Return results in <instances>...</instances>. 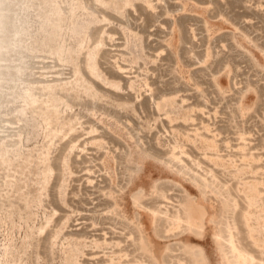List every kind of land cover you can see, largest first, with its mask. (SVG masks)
Here are the masks:
<instances>
[{
	"label": "rangeland",
	"instance_id": "rangeland-1",
	"mask_svg": "<svg viewBox=\"0 0 264 264\" xmlns=\"http://www.w3.org/2000/svg\"><path fill=\"white\" fill-rule=\"evenodd\" d=\"M0 264H264V0H0Z\"/></svg>",
	"mask_w": 264,
	"mask_h": 264
},
{
	"label": "bare ground",
	"instance_id": "bare-ground-1",
	"mask_svg": "<svg viewBox=\"0 0 264 264\" xmlns=\"http://www.w3.org/2000/svg\"><path fill=\"white\" fill-rule=\"evenodd\" d=\"M196 213H199L200 215L203 214L202 211L198 210ZM240 258L243 256L241 253H239Z\"/></svg>",
	"mask_w": 264,
	"mask_h": 264
}]
</instances>
